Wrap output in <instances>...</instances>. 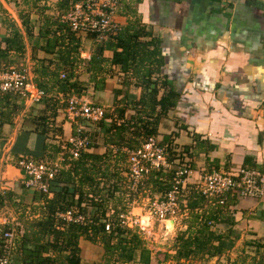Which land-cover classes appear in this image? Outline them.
I'll use <instances>...</instances> for the list:
<instances>
[{
  "label": "trees",
  "instance_id": "16d2710c",
  "mask_svg": "<svg viewBox=\"0 0 264 264\" xmlns=\"http://www.w3.org/2000/svg\"><path fill=\"white\" fill-rule=\"evenodd\" d=\"M4 1L14 8L18 24L0 6V23L5 30L0 38V70L24 69L28 60L31 81L45 94L32 105L35 113L29 112L21 119L20 130L37 134L43 143L41 154H30V157L34 160L56 157L60 152L59 142L46 145L54 135L62 140L61 127L55 125V116L60 112L65 118L66 97L85 95L90 85L96 88L105 80L114 79L110 109L114 118L105 112L92 127V144L74 160H66L64 156L61 168L50 184V198L31 192L30 201L35 202V207H30L25 224L21 221L23 232L15 237L9 252L4 251L5 241L1 236L9 224H0V257L9 256V264H86L80 257L79 240L83 239L100 248L101 264H152L150 251L141 237L135 230L119 225L117 214L126 206L122 196L126 190L119 189L125 181L119 173L124 168L122 146L136 147L144 136L151 135L165 143L166 158L173 165L189 163L186 158L190 156V146L184 144L176 149L169 139L177 130L158 131L161 119L175 106L178 94L161 69L164 63L157 40L139 24L134 14L117 31L100 38L90 32L71 31L60 17L72 3L82 0ZM118 2L120 4V0ZM130 6L124 2L123 8L130 12ZM30 13H35V21L30 20ZM87 39L92 41L93 49L84 63L79 51L82 40ZM105 50L110 52L109 57L103 56ZM103 63H108V68H103ZM110 66L118 68L115 75L110 74ZM118 75L120 80L117 81ZM131 83L141 89L134 98L127 90ZM20 107L17 95L1 93L0 126L4 122L11 123ZM66 121L74 133L75 124ZM193 135L191 133V138L197 140ZM64 147L67 148L66 143ZM112 147L116 148L114 152ZM98 148H101L100 152ZM169 179L170 173L151 172L138 190H146L143 196L151 197L166 190ZM21 188L25 189L22 185ZM236 198V195H227L223 204H217L214 198L207 199L190 191L186 196V216L180 222L184 229L175 235L170 257L201 264L215 257L216 261L223 262L224 253L240 237V230L235 227L236 208L228 209L229 205L235 204ZM73 199L79 210L87 206L90 221L84 225L65 223L55 216L56 211L70 207ZM6 203L15 209L21 208L20 216L23 217L25 207H21L20 200L13 201V195L8 191L0 192V208ZM110 205L113 210L111 223L109 231H104V214ZM259 247L263 245L253 239H244L240 246L243 256L231 264H264V256H256ZM250 257L254 258L251 260Z\"/></svg>",
  "mask_w": 264,
  "mask_h": 264
},
{
  "label": "crops",
  "instance_id": "0c3cea01",
  "mask_svg": "<svg viewBox=\"0 0 264 264\" xmlns=\"http://www.w3.org/2000/svg\"><path fill=\"white\" fill-rule=\"evenodd\" d=\"M121 1L131 5L130 12ZM7 5L0 0L1 8L18 24ZM133 14L157 40L164 63L161 69L178 94L158 131L177 130L169 139L176 149L190 146L186 158L190 168L233 172L245 167L264 172V0H120L113 18L121 27ZM4 33L0 23V38ZM92 49V41L82 40L79 57L84 63ZM103 56L109 57L110 52L105 50ZM102 67L108 68V63ZM110 67V74L115 75L118 68ZM25 70L31 81L28 60ZM106 81L96 88L90 85L86 95L91 102L110 107L105 101L113 84ZM127 90L134 98L141 89L131 83ZM19 110L11 123L0 126V192H10L13 201L27 204L28 210L35 202L26 197L31 191L21 188L22 175L15 160L22 153L39 156L43 143L37 134L20 130L23 116L35 109L21 102ZM54 120L63 139L69 124L60 112ZM243 200L247 201L236 198L231 205L236 208L235 227L242 230L248 224V239L253 236L262 243L264 201Z\"/></svg>",
  "mask_w": 264,
  "mask_h": 264
},
{
  "label": "built area",
  "instance_id": "2783aa9c",
  "mask_svg": "<svg viewBox=\"0 0 264 264\" xmlns=\"http://www.w3.org/2000/svg\"><path fill=\"white\" fill-rule=\"evenodd\" d=\"M118 5V0L76 1L72 3L68 11L61 15L60 20L66 23L71 31L90 32L100 38L104 34L114 33L119 29L118 23L113 18ZM59 76L63 77V73H60ZM1 93L17 95L25 106H32L45 96L41 89H38L28 80L25 68L0 70ZM63 112L67 120L73 123L82 120L91 123L93 127L97 121L103 118L106 111L104 106L91 102L86 94H71L65 99ZM116 121L118 122V120ZM78 125H75L74 133H70L66 137V142L59 143L60 152L54 159L34 160L24 155H19L16 158L15 166L22 175L20 184L25 189L42 193L47 198L52 196L50 184L61 168L60 162L64 156L66 160H74L81 151L92 144L93 136L90 138L84 134L82 127ZM53 143H58V141L54 140ZM64 143L67 144V148L64 147ZM165 147V143L160 142L158 138L147 135L142 138L138 146L133 148L122 146L120 149L125 154V159L124 168L119 173L125 181L119 186V189L126 190L124 194L126 206L117 214L118 224L135 230L140 237L139 231H143L144 228L136 216L131 213L133 204L138 200L146 202V215L149 221L152 220L151 226L156 221L163 225V229H167L166 221L168 220H172V227L183 226L181 223H179L181 226L178 225L177 218L181 217L185 211L187 212V207H185L187 205L186 196L190 191H194L198 196L207 199L214 198L217 204H223L227 195L264 201L263 171L245 167H239L233 172L194 169L184 162L173 165L166 158ZM115 150L116 148L112 147V151ZM157 171L170 173L167 189L151 197L143 196V193H147V191L138 190L139 186L143 185L151 172ZM90 196L89 194L88 197ZM228 209H232V206L229 205ZM111 213H113L112 207L108 206L103 219L104 231H109ZM88 214L87 210L78 209L75 199H73V204L70 207L55 212V216L63 222L80 225L90 221ZM0 224H9L8 228L3 230L1 234L5 241L4 251L9 252L13 246V240L20 236L23 228L14 219L2 220ZM9 263V256L0 257V264Z\"/></svg>",
  "mask_w": 264,
  "mask_h": 264
},
{
  "label": "rangeland",
  "instance_id": "374dc122",
  "mask_svg": "<svg viewBox=\"0 0 264 264\" xmlns=\"http://www.w3.org/2000/svg\"><path fill=\"white\" fill-rule=\"evenodd\" d=\"M4 3L7 5V2L4 1ZM7 7L10 10L14 11V8L11 5H7ZM4 11L6 12L7 15H9L8 11H6V10H4ZM2 15H4V14L2 13ZM14 15H15V18L17 20L15 13H14ZM34 16H36L35 13H30V17H31L30 20L31 21H35L36 18H34ZM9 18H12V17L9 16ZM106 82L114 84V79H108ZM106 96H107V98H106L105 104H108V105L112 104L113 94L107 93ZM100 101H102V100H100ZM111 108H112V106L105 107V111L108 112L114 118V114L110 110ZM166 119L167 118L164 117L160 121V125H159V131L160 132L162 131L161 127H163L165 125L164 121ZM66 120L67 119L64 118V121H66ZM71 123H72V125H74L73 122H71ZM74 123L76 126L79 124L78 126L82 127V129H83L82 131L85 132L84 134H86L90 138H92V136L90 135L91 129H92L91 123H86L85 121H82V120H77ZM75 125H74V127H75ZM69 128H70V126L68 127L67 125L64 127V130L66 131V135H65V137H63L62 140H58L59 138L57 139V136H55V135L53 136V140H57L59 143H62L68 134ZM171 128H173L172 123L170 125V129ZM70 133H72L71 128H70ZM49 143H51V142L49 141ZM30 195H31V192L28 196H26L27 199L30 197ZM122 196L124 199L125 195H122ZM238 199H240V201H247V200H243L244 198H240V197H238ZM25 205H27V204H21V207H24ZM145 205H146V202L144 200H142V202H141V200H138V202L133 204V208L131 210V213L136 216V218L138 219V222H139V216L141 215L142 216V222L146 224L145 226H143V228H144L143 231H139V234L141 235V239H142L145 247L148 248L150 251V262H152V264H201V262L199 263L197 261H190V262H187L184 260L183 261L182 260L176 261L174 258L170 257L173 254V244L175 242L174 237L178 231H181L184 229V227L179 225V223L181 222V220L184 219V215L186 214V211L183 213V215L181 217L179 216L177 218L178 225L181 227L177 228L176 226L175 227L173 226L172 228L167 227V229H163L162 228L163 225L161 223L156 222V221H154V223L151 226L150 222L152 220H150V221L148 220V217L146 215ZM33 206L31 205L30 207H33ZM181 206H182V203H181ZM118 207L121 208L120 205H118ZM84 210H88V209L84 207ZM20 212H21V208L15 209V207L6 203L5 206L0 208V218L5 220V221H10L11 219H14L15 221H18L20 224L22 222L25 224V220L28 218V216H29L28 214L31 212V209L29 208L28 213H24L23 217L20 216L21 215ZM241 225H243V224H241ZM247 225L242 230L239 231V233H240L239 240L237 242H235V244L229 250H227L224 253L225 256L222 259L223 262L215 261V258H212V259L207 260V262H205V264H223V263L224 264H231L234 261L238 262V260L240 259L239 257L243 256L242 251H240L241 243H242V241H244V239L249 238L248 235L250 233L249 230L251 228L248 227ZM250 239H253L254 241L257 242V240L253 236H251ZM261 244L264 245V242L262 241ZM79 248H80V257H81V260L83 263L101 264L100 263V254H101L100 252L101 251H100V248L96 244H91V243L81 239V240H79ZM257 251L258 252L256 253V256H259V255L264 256V246L259 247ZM166 255H168V256H166ZM250 258L252 260L254 257L253 258L250 257ZM249 260L250 259L248 258L247 261H249Z\"/></svg>",
  "mask_w": 264,
  "mask_h": 264
},
{
  "label": "bare ground",
  "instance_id": "6f19581e",
  "mask_svg": "<svg viewBox=\"0 0 264 264\" xmlns=\"http://www.w3.org/2000/svg\"><path fill=\"white\" fill-rule=\"evenodd\" d=\"M139 223L141 226H145L146 224L142 222V216H139ZM166 224L169 228H172V220H168L166 221Z\"/></svg>",
  "mask_w": 264,
  "mask_h": 264
}]
</instances>
